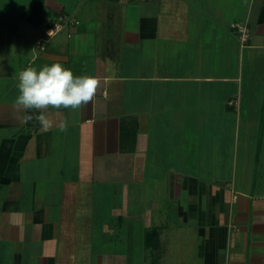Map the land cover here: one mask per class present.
Wrapping results in <instances>:
<instances>
[{"label": "crops", "instance_id": "crops-1", "mask_svg": "<svg viewBox=\"0 0 264 264\" xmlns=\"http://www.w3.org/2000/svg\"><path fill=\"white\" fill-rule=\"evenodd\" d=\"M54 62L100 84L42 132L13 104ZM115 181L139 255L97 249ZM142 261L264 264V0L0 1V264Z\"/></svg>", "mask_w": 264, "mask_h": 264}, {"label": "clouds", "instance_id": "clouds-1", "mask_svg": "<svg viewBox=\"0 0 264 264\" xmlns=\"http://www.w3.org/2000/svg\"><path fill=\"white\" fill-rule=\"evenodd\" d=\"M51 34L52 31L49 36ZM99 84V79L94 76H75L61 62L45 65L40 70L29 66L19 72V95L13 106L17 111L31 113L24 117V122H38L42 132L49 131L54 125L64 131L65 124H57L53 115L59 117L63 109L77 111L90 103ZM50 109L54 112H50Z\"/></svg>", "mask_w": 264, "mask_h": 264}, {"label": "rangeland", "instance_id": "rangeland-1", "mask_svg": "<svg viewBox=\"0 0 264 264\" xmlns=\"http://www.w3.org/2000/svg\"><path fill=\"white\" fill-rule=\"evenodd\" d=\"M2 4L11 3L9 0H0ZM25 1V0H22ZM13 3H16L13 1ZM16 5V4H14ZM8 14V12H7ZM109 186V185H108ZM102 190L97 198H110V215H109V224L110 232L107 235L99 236L98 247L99 253L102 251H123L126 249H136L137 254L139 255V249L141 248V243L143 239V232H140V229L137 228V233L133 235L131 226L136 224L133 220L128 219H118V215L114 212L115 209L123 211V199H124V186L123 182H110V186ZM130 194L129 198H138V183H130ZM101 200V199H99ZM138 223V222H137ZM143 255V254H142ZM144 261L141 263L143 264Z\"/></svg>", "mask_w": 264, "mask_h": 264}, {"label": "built area", "instance_id": "built-area-1", "mask_svg": "<svg viewBox=\"0 0 264 264\" xmlns=\"http://www.w3.org/2000/svg\"><path fill=\"white\" fill-rule=\"evenodd\" d=\"M61 23H55L51 28L47 30L45 40L48 41L52 36H54L61 29ZM232 27L237 31V33L241 36L242 41L245 43L251 36V29L248 26L247 22H236L232 24ZM52 31L51 36H49V32ZM39 43V42H38Z\"/></svg>", "mask_w": 264, "mask_h": 264}]
</instances>
